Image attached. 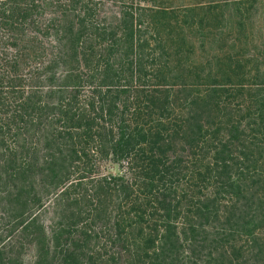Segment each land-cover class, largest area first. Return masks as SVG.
Segmentation results:
<instances>
[{
  "label": "trees",
  "instance_id": "1",
  "mask_svg": "<svg viewBox=\"0 0 264 264\" xmlns=\"http://www.w3.org/2000/svg\"><path fill=\"white\" fill-rule=\"evenodd\" d=\"M0 264H264V0H0Z\"/></svg>",
  "mask_w": 264,
  "mask_h": 264
},
{
  "label": "rangeland",
  "instance_id": "2",
  "mask_svg": "<svg viewBox=\"0 0 264 264\" xmlns=\"http://www.w3.org/2000/svg\"><path fill=\"white\" fill-rule=\"evenodd\" d=\"M112 170H116V167H112Z\"/></svg>",
  "mask_w": 264,
  "mask_h": 264
}]
</instances>
